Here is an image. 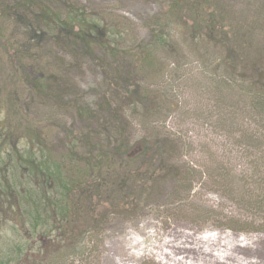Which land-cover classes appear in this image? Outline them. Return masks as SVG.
Here are the masks:
<instances>
[{
  "label": "trees",
  "instance_id": "1",
  "mask_svg": "<svg viewBox=\"0 0 264 264\" xmlns=\"http://www.w3.org/2000/svg\"><path fill=\"white\" fill-rule=\"evenodd\" d=\"M167 1L160 8L162 13L168 10L155 16L149 39L136 42L127 30L102 24L71 0H0V213L4 221L10 218L12 232L8 238L0 228V264H94L97 226L110 214L133 213L142 194L168 172V161L180 148L179 137L158 131L180 103L169 93L175 89L166 88L171 82L202 87L214 101L209 119L216 120L228 142L243 147L248 165L243 175L218 176L231 183L239 180L237 201L264 210V58L244 56L250 44L224 24L222 11H205L212 0ZM189 33L199 57L206 56L200 59L202 68L188 70V59H181ZM216 34H224L226 42ZM48 47L50 52L59 47L64 51L49 71V54L42 51ZM97 50L101 55H94ZM218 52L227 56L220 58ZM120 56L135 63L114 76L125 91L121 103L113 104L119 91L106 92L107 84L93 105L80 92L64 101L73 88L69 74L83 57L104 68L107 58ZM153 67L156 101L142 77ZM32 97L73 110L86 127L78 132L62 128L63 136L52 143L50 131L59 127V120L51 109L44 114L51 122L33 116ZM135 119L147 122L152 132L138 152L130 144ZM150 149L149 161L156 158V164L141 173L137 164ZM190 177L182 180L186 190ZM126 188L129 195L118 200L114 194L122 195Z\"/></svg>",
  "mask_w": 264,
  "mask_h": 264
},
{
  "label": "rangeland",
  "instance_id": "2",
  "mask_svg": "<svg viewBox=\"0 0 264 264\" xmlns=\"http://www.w3.org/2000/svg\"><path fill=\"white\" fill-rule=\"evenodd\" d=\"M71 1L83 7L88 14L97 16L102 24L120 29L124 33L127 30L128 38L136 42L149 39L151 31L156 28V17L162 13L160 6L168 3L167 0L166 2L165 0ZM212 2V6L206 4L205 11L219 8V11H222L224 24L230 26L237 36L250 44L244 56L264 58V0H212ZM167 10L168 7L164 8L162 14L165 15ZM165 17L164 22H167V16ZM171 27L175 29L173 21ZM215 37L221 42H226L224 34H216ZM190 40L192 41L191 35L186 41L188 49L181 59L183 61L188 59L186 61L188 70L202 68L200 59H206V56L200 58L197 46ZM42 51L44 53L47 51L49 54L50 63L46 65L48 71L55 65L56 58L64 52L61 47L56 48V52H50L49 47ZM70 51L72 56L77 55L73 49ZM80 55L79 53L78 56ZM94 55L101 53L97 50ZM225 55L227 56V52L225 54L218 52L220 58ZM67 60L69 61L68 57ZM130 64H135L131 58L120 56L107 58L104 68H101L94 61L83 57L80 65L73 68L69 74L71 79L69 85L72 84L73 88L65 94L67 100L64 101L73 100L75 96L73 94L80 92L84 100L89 105H93L107 90L105 88L107 84L110 89L106 92L115 89L119 91L112 97L113 104L121 103L125 91L121 87L122 81L118 84L114 83V76L116 73L128 72ZM181 69L176 71L180 76L183 73ZM138 74L142 75L141 72ZM148 74L142 77L147 80L156 101V67H153ZM171 85L166 88L168 92L170 88L175 89L169 93L180 103L172 109L175 114L163 121V127L158 128V131L170 134L174 139L179 137L180 148L173 153L171 161H168V172L156 178L151 188L142 194L141 201L136 203L137 207L132 208L133 213L110 214L97 226L99 235L96 237L97 252L93 256L94 264H161L156 252L158 250L160 252L162 248L171 251L164 245V241L185 240L188 236L197 237L207 233L224 237L223 241H228L232 254L225 257L227 263L264 264V210L237 201L242 194L237 188L239 180L231 183L218 176L219 173L237 176L246 173L248 165L245 163L243 147H237L233 141L228 142L226 135L218 129L216 120L209 119L211 118L209 108L214 105V101L209 100L202 87L196 90L195 85L188 84L184 88L178 82H171ZM107 96L111 98V95L107 94ZM31 99L33 116L35 114L45 116L46 111L51 109L55 112L54 117L59 120L56 121L59 127L50 131L52 143L57 144L58 138L63 136L62 128L67 130L66 127H71L78 132L86 127L84 121H81L73 110L64 109L60 104L52 103L50 100L47 102L45 101L47 98L32 97ZM49 104H53L54 108ZM150 104L149 102L148 105ZM216 111L218 112L217 109ZM45 118L48 122L53 120L47 115ZM61 119L64 123L60 122ZM130 132L132 152L143 151L146 146V136L152 133L151 126L145 121L135 119ZM150 144L152 145V142ZM248 150L252 154L258 152L252 148ZM151 154V149L147 150L146 158L143 156L138 162L139 172H146L156 164V158L149 161ZM134 167H129V171L133 174ZM171 170L173 172L169 173ZM176 174H180L181 178H174ZM186 177H190V186L187 190L186 180L182 181ZM129 191L131 189L126 188L125 194L115 193L114 196L119 200L122 196L129 195L127 194ZM105 198L106 195L102 196L103 200ZM103 206L99 210L100 215H103L102 220L105 216ZM8 224H11L10 218L6 217L4 221L0 213L1 231H5L7 237L11 238L12 232ZM1 237L0 245L3 240ZM191 251H172V257L188 256L198 264L209 262L207 257ZM165 261L167 260L164 259L162 264H165ZM166 264L173 263L168 261Z\"/></svg>",
  "mask_w": 264,
  "mask_h": 264
},
{
  "label": "bare ground",
  "instance_id": "3",
  "mask_svg": "<svg viewBox=\"0 0 264 264\" xmlns=\"http://www.w3.org/2000/svg\"><path fill=\"white\" fill-rule=\"evenodd\" d=\"M223 238L224 237L213 233H207L197 237L188 236L185 240H167L164 241V245L171 251H166L162 248L160 252L159 250L156 252V255L160 258L161 264L163 263L164 259L167 260L165 261V264L168 263V261L173 264H198L196 260H192L188 256H184L183 258L172 257V251L185 252L187 250H192L191 252L202 254L203 257H207L209 259V262L205 264H234L227 263L225 261V257H228L229 254L232 253L230 251V247L227 244L228 241H223ZM237 246L240 245L237 244ZM160 256H162V258Z\"/></svg>",
  "mask_w": 264,
  "mask_h": 264
}]
</instances>
